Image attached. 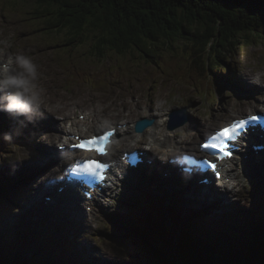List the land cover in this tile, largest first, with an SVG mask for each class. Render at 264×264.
I'll return each instance as SVG.
<instances>
[{
	"label": "trees",
	"instance_id": "trees-1",
	"mask_svg": "<svg viewBox=\"0 0 264 264\" xmlns=\"http://www.w3.org/2000/svg\"><path fill=\"white\" fill-rule=\"evenodd\" d=\"M30 1L31 18L43 19L39 24L43 33L51 38L62 34L61 47L67 49L73 57L79 45L85 46V53L97 62L105 60L102 64L112 57L132 60L135 58L133 54H136L137 66L140 64L137 61L150 65L157 63L161 57L178 54V50L184 48L181 53L185 52L193 73L203 79L209 70L220 80L224 69L231 68L229 61L235 59L240 43L264 44V0ZM26 2L30 3L26 0H14L10 3L11 8L19 9L24 7V3L27 6ZM35 30L40 31L39 28ZM68 76L70 79L75 76L73 63ZM2 149L1 146L0 151ZM7 198L8 196L0 198V231L3 229V234L0 233V264H23L32 237L21 228L15 233L10 231L11 226L7 224L12 220L9 215L13 202L7 204ZM175 216V227L179 229L183 239L181 259L177 263L166 262L170 258L161 257V253H158L148 238L137 242L138 251L132 248L143 257L145 264H207L206 259L204 263L185 244L188 237H202L207 232H211L208 236H213L207 241L210 250L207 249L205 255L209 257L212 253L208 264H264V226L259 225L258 220L249 219L245 225L241 224V232L238 230L240 237L235 234L236 239L239 238L237 240L240 247L231 243L225 248L217 244V247L211 249L210 244L217 239L216 232L219 228L213 232L211 225L206 226L197 220L189 222L182 219L180 213ZM152 228L157 236H161L153 226ZM227 228L229 227L222 230ZM196 229L202 231L196 232ZM6 230L8 232L5 234ZM45 233L46 230H42L40 237ZM162 237L167 238V234ZM75 238L78 239L77 236ZM46 239L62 247L61 241L53 242L54 235ZM70 242L71 246L68 242L64 245L67 248L65 253L58 250L52 252L50 264H82L79 252V259L72 255L76 242L73 239ZM127 243L134 246L131 240ZM164 255L169 256L168 252ZM29 262L45 264L37 258Z\"/></svg>",
	"mask_w": 264,
	"mask_h": 264
},
{
	"label": "rangeland",
	"instance_id": "rangeland-1",
	"mask_svg": "<svg viewBox=\"0 0 264 264\" xmlns=\"http://www.w3.org/2000/svg\"><path fill=\"white\" fill-rule=\"evenodd\" d=\"M12 1L14 0H0V39L9 41L10 47L8 51L11 54L15 53V55L28 56L32 60V62L36 65V69H39V72H41L37 73V77L39 79L47 80L51 87V91H53L52 88L57 89V91L54 92H51L49 89L42 90L41 95L43 103L50 107L62 108V111L65 112L66 115L72 113H75V115H77L80 113L90 112L94 114L95 111L92 112V110L100 108L101 110H104L103 115L109 116L112 122H118L116 118H121L124 116H127V119L125 120H128L129 117L130 119H133L136 116H140L141 114L140 110L137 109L134 105L138 106L142 101L138 100L135 104L131 103L134 102V96L139 95L140 99H144V102L152 101L151 103H148V109L152 108L154 110V113L158 108L161 109L163 107L162 105H157L154 101H156L158 98L159 102L164 103V99H166L167 103H169L170 105H184L185 103H188L189 114L195 120H206L209 123L216 118L223 117L226 109L230 115H244L248 112L258 109L264 101L263 95L247 96L249 94H247L240 85L239 86L241 87V89L238 90V92L240 94H244H236V91L233 89V87H231L230 85H225V87L222 89V92L216 93V97H213V99L211 97H208L206 100H201L196 94H194V92H197L198 90L202 92L204 87L202 78L198 77V75H195L194 78L200 80V82L198 84V87L194 91L184 87L182 85L183 82L180 83L177 80L171 78L169 75H160L158 77L152 78V66H146L143 61H137L138 63H140L137 66L135 63L137 58L136 54H133L135 58H133L132 60H124L112 57L104 64H101L100 61L97 62L94 58L85 53V46L79 45V48L76 49V53L73 57L71 54H69V52H67V49L63 47H56V43L63 36L62 34H56L54 38L48 37L46 33L42 32V27L39 26L43 19L32 20V16L29 13L31 12L29 11V7H32V2L30 0H26L30 2H26L28 3V7L24 3V7H20L19 9L15 10H12L11 8L10 3H12ZM27 27L29 29L27 30L28 33H24V28L27 29ZM35 28H39L40 31L35 30ZM60 44L62 45V43ZM0 51H2V48ZM263 52L264 44H259L257 48L246 46L242 47L235 54L236 67L247 65L250 69L251 66H256L260 69V76L264 75ZM254 53L255 55H252ZM72 63L76 70H85V74L90 75L92 73L99 72L101 75H103V72H106L107 74L105 75V81L107 83L105 85H101L99 84V82L92 81L90 84L86 83L85 85H78L77 83L71 84L70 81L67 82V68L70 67ZM138 67V75L129 77L128 71H135ZM239 74L245 77V73ZM192 82V79H190L189 85H191ZM246 82L247 81L243 82L241 85H244ZM234 83L237 84L235 80ZM40 85L41 83L38 84V86ZM246 85L247 87L249 86L248 83ZM256 86L257 85L252 87L250 86L248 90L252 89L256 91L258 89L256 88ZM67 101L75 104L72 105V103H68ZM126 107H128V109H125ZM220 107H222V110L217 111L218 109H220ZM98 117H102V115L96 114L95 118L97 119ZM109 117L101 118V122H105L109 119ZM92 120L93 118H91L89 124L87 123L88 126L91 123H95L94 120L93 122ZM44 122L48 124L51 123L50 120L46 119L44 120ZM44 122L38 119L35 123L25 128V130H19L20 136L18 138H15L14 142L10 145V152H1L0 173L7 174V176L11 178V187L18 184L13 179L14 173L10 171V167H12V165L16 166L14 157L17 155H23L25 153H31V146L34 143H41L40 140L37 141L38 136L36 132L39 129H46ZM211 123V126H214L215 121H212ZM179 130L176 132L177 135L178 132H180ZM134 137L135 136L127 137L128 139L130 138V141L127 139H123L120 147L122 149H127L128 147H134L137 144H140L141 141L137 142L132 140ZM144 141H148V139ZM53 146H55V144H53ZM115 153L116 155L118 154V152ZM25 160L22 163H24ZM2 163L8 164L9 166L6 168ZM22 163H19L18 165H21ZM58 166L60 167V164ZM25 168H32V166L25 165L23 169ZM42 171L43 170L38 171L36 170V168L34 170L25 169L23 175L20 173L15 175H22L23 178L19 184V186L21 187L20 192H22L21 196H25V191L27 190L29 191L28 196L30 198L33 197V194L35 193L36 182H40L41 174L43 173ZM239 174L241 176L240 179L243 180L242 184L249 187L245 189L243 193V186H238L235 188V190L232 191V194H234L232 196V198L234 199L233 209L237 207V209L241 208L239 212L240 214L232 212V215H230L229 213L230 217L228 219H225L227 221H224V218L226 217L224 215L227 214L229 209L227 210L224 206H215L211 208L209 206L210 204H208L207 202L198 201L199 205H196V208L200 213L207 212L209 214H213L209 216L210 222H219L220 224H224L225 222L231 220L230 225L236 227L238 223L242 224L245 221L246 216L251 215L253 218L256 217L257 205L252 202V199L250 197V191L253 185L250 187L248 184V180L245 178L243 173L239 172ZM29 185L33 186L31 187ZM172 185L173 183L171 182L163 183V186L168 189L171 188ZM237 185L238 183L236 181L235 186ZM21 196H19V198ZM13 197L14 194H12L6 200H9V202L15 201ZM177 197L179 200L185 198L182 196ZM37 199L38 197L30 202L22 201L20 202V204L14 205V207L10 206L12 211L16 209V211L12 212L14 217L34 218V215L31 212H27V210H31L35 207L36 204H38ZM118 200H120L122 203H125L124 199L122 200L118 198ZM9 202L7 204H9ZM170 205L172 207H177V205L173 202H170ZM108 207L109 205H106L103 208ZM116 209L117 207L115 202L106 211H104L105 213H94L95 216H99L98 222H96V220L92 221L91 216L85 217L86 220L83 221L84 228L80 229L78 232L79 236L82 238L80 241V249L85 250V252L87 253L86 256L89 257L92 264H143L139 259V255L131 251L124 243V241L128 237L138 235L136 232L127 229L128 226L124 225V223L127 222V215L122 217V219H124L123 222H119L115 218H112L111 220H108L106 222L104 218L105 214L114 212ZM80 211L84 213V210L82 208L80 209ZM221 214L223 216L221 218L218 217ZM120 215L122 214L120 213ZM135 216L147 217V214L146 212L139 213L135 211L134 218ZM43 219L46 221L45 217ZM17 221L18 219L11 221L10 223H8V226L17 225ZM53 221L54 220H48V222ZM60 225H63V223ZM85 225H87L88 227L87 233H85ZM224 226L227 225H221L218 230L225 229ZM48 227L53 229L52 235H55L60 239L64 238V234L69 233V230L66 228H64L66 230L65 232L63 230L59 231V229L54 225H50ZM237 228L240 229L241 225H238ZM101 229L109 232L107 233L109 234V238H105L104 240L98 239L96 231ZM13 230L14 229H11L10 231L14 232ZM6 232H8V230H6L5 233ZM83 233L85 234V237ZM118 239L120 241L115 242ZM173 241L174 238H171L168 239L164 244L157 243L155 245V249L163 255L165 252H168V254H172L173 251L170 248L169 244H172ZM52 249L53 245L50 241L42 244L34 243L32 248L27 252L32 253L27 254L25 258L28 262L30 258L35 259L36 257L34 254H37L38 260L42 262L41 258L43 254H45L47 250ZM94 254H96L98 259H96V257H93ZM131 258H136V260H132ZM30 263L31 262H29L28 264ZM31 264L36 263L34 262Z\"/></svg>",
	"mask_w": 264,
	"mask_h": 264
},
{
	"label": "bare ground",
	"instance_id": "bare-ground-1",
	"mask_svg": "<svg viewBox=\"0 0 264 264\" xmlns=\"http://www.w3.org/2000/svg\"><path fill=\"white\" fill-rule=\"evenodd\" d=\"M3 61V60H2ZM247 82L244 84V86H246L247 87ZM44 104V103H43ZM46 105V104H45ZM48 106V105H47ZM48 108L50 109V111H48V112H46L45 113V117L42 119V121L44 122V120L46 119V120H50L51 121V123L50 124H48V126H47V129H42L41 131H40V135L39 134H37V136H38V138L40 137V140L42 139V140H45V141H51V140H53V138L55 137V134L56 133H59V131H63L64 130V128H63V126L61 125V124H56L55 123V118L56 117H59L60 119H59V121L61 120V119H64L65 120V118H67V117H64L63 116V109L62 108H58V107H50V106H48ZM65 110V109H64ZM67 110H70V109H67ZM72 110V109H71ZM157 115V117H158V123L161 125V127H160V125L159 124H157L156 123V119H155V123H154V125L148 130V131H146V132H144L143 134H138V135H136V134H134L133 132H132V126L130 127V128H127L126 129V132L127 133H124V132H122V131H119L118 132V136H119V138H118V140L116 141V143L111 147V150H110V156L111 157H115V158H118V157H120L125 151H130V150H135L137 147H138V145L139 144H137L136 146H134V147H128V146H126V147H128L127 149H122L120 146H121V143L123 142V139H125V138H127V137H130V136H135L134 138H133V141H137V142H139V141H144V140H146V139H148V141H149V145L151 144V142H152V137L150 136V134H152L153 133V129H154V127H156V131H154V136H158L159 138H160V140H161V142H160V145L161 146H163V147H176V148H180L181 147V145L183 144V141H182V138L181 137H179L177 134H176V132L178 131V130H174V131H170L168 128H167V126H166V119H167V113H164L163 112V109L161 108V109H157L156 110V112L153 114H151L150 116H153V115ZM85 115V120L81 123V122H79V121H76V119H74L73 117L72 118H69V119H71L73 122H76L77 123V128H76V131L75 132H77L76 134L77 135H79V133H84L85 132V134L86 133H89V134H87L86 136H85V139H88V138H90V136H91V133H93V132H90V130H89V127L87 128V123L89 124V122L91 121V118H93L92 117V113L90 112V113H86V114H84ZM50 117V118H49ZM70 117V116H69ZM9 119H11V120H9ZM124 119H127L126 118V116H124ZM7 120V124L5 125V128L3 129V132H6L9 128H17V124H16V126L15 127H13V126H10L11 125V123L14 121V119L12 118V117H9L8 119H6ZM128 120H130V117H129V119ZM92 122H93V120H92ZM130 121H127V123L125 124V127H127L128 126V123H129ZM46 123V122H45ZM85 125V127L87 128L85 131H81V130H79V126H84ZM98 128H102V127H98ZM188 129V127L187 126H185V127H183L182 129H180L179 131H185V130H187ZM71 134V133H70ZM36 145H39V144H36ZM59 145H62L61 143H59ZM40 150V152H43V151H45V150H47L46 148H44V149H39ZM54 152V156L55 157H57L58 156V152L57 151H53ZM115 152H118V154L116 155V153ZM113 153H115V156H113L112 154ZM57 154V155H56ZM262 154V159H263V161H264V152L263 153H261ZM52 156H53V154H52ZM50 155H47V156H44V157H38V165L36 166V167H38V168H36V170H38V171H41V170H43L42 172H43V174L41 175V180H40V182L43 180V177L46 179V177H54V172H50L51 171V168L50 169H48V167H49V165H50V162L52 163V161L50 160ZM54 157V158H55ZM240 159L241 160H243L244 161V165L249 169V171H250V173H255V174H257V170H258V165L260 164V162H259V160H257V161H254L253 159H246L245 157H240ZM33 160H35V157H33ZM248 160H251L254 164H250L249 162H248ZM73 164H75V162H73L72 161V164L71 163H67V169L70 171V172H72L73 173V168H75V166H73ZM152 168H151V175H153V177H151L150 176V169L148 168V169H145V171L143 172V179L144 180H150V179H152V181H154L155 182V171H156V165L152 162ZM58 168H60L61 167V165H60V167L59 166H57ZM141 168H145L144 166H141ZM41 169V170H40ZM149 176H150V178H149ZM21 178H22V175H21ZM39 178H40V176H39ZM149 178V179H148ZM59 179V178H58ZM58 179H54V181H58ZM22 180H20V182H21ZM133 181H134V184H137L136 183V179L135 178H133ZM40 182H36V185H35V191L37 190V188L38 187H40ZM148 183H151V182H148ZM236 183V182H235ZM235 183H234V185H235ZM10 184H11V182H10ZM56 184H54V185H48V187H50V188H55V191L58 189L56 186H55ZM16 189V187L14 188V189H12V190H15ZM49 190H51V189H49ZM202 190V188H200V191ZM64 191H65V189H64ZM64 191H62L60 194H57V195H51V193H47L46 194V196H44L43 197V195H45V193L43 194L42 192L40 193L41 194V197H43L42 198V201L43 202H45V206H50L51 205V202L54 200V198L52 197V196H55V204L56 205H63L64 203H65V205H67L68 206V209L69 210H72V207H73V214L75 215V216H77V218H78V220L80 221V222H83V221H85L86 220V206H88V205H86L85 206V203H84V201H85V198H84V196H81V194L79 193L78 194V192H77V190H71V191H73V193L76 195L75 196V198L73 199V197H70V195H69V193H65ZM218 190L216 189V192H210V190H209V188H207V189H205V190H203V191H201V193L202 194H200V195H203V197H205V198H208L209 199V202H212L209 206L212 208V207H215L216 205L217 206H220V202H218L217 201V199L218 200H220L222 203L224 202V200H225V197L224 196H233V194H232V192L228 189V188H224V192H217ZM157 193H159L158 191H156ZM141 193L143 194V192L141 191ZM43 194V195H42ZM0 197H1V192H0ZM3 197V196H2ZM47 197H50V199L48 200V198ZM77 197H78V199H77ZM196 198V197H195ZM48 200V201H47ZM71 201L70 203H68V201ZM196 200H199V198H196ZM95 201H98L97 199H95ZM226 202H227V200H225ZM214 202V203H213ZM216 202H218V203H216ZM76 203V204H75ZM227 204H228V202H227ZM107 204H105V203H103L102 204V207H105ZM224 205H226V204H224L223 203V206ZM89 206H92V204L90 203L89 204ZM82 208L83 210H84V213H82L81 211H80V209ZM220 209V208H219ZM212 210H216V209H212ZM45 213L48 215V212H46L45 211ZM153 213H154V211H153ZM221 213V212H220ZM154 215V214H153ZM209 215H213V214H209ZM232 215V214H231ZM92 216V218H95V215H91ZM221 216H223L222 214L220 215V216H218V217H220L221 218ZM137 218H139V217H137ZM225 219H226V217H225ZM224 222V221H223ZM230 222H231V220L230 221H228L227 223H225V225H227V226H224V227H230ZM241 225V224H240ZM81 228H79V230H80ZM79 230H76V232L78 233L79 232ZM242 230V229H241ZM241 230H240V232H241ZM78 236H79V234H78ZM32 258H30L29 259V261L31 260ZM27 264H28V262H27Z\"/></svg>",
	"mask_w": 264,
	"mask_h": 264
},
{
	"label": "clouds",
	"instance_id": "clouds-1",
	"mask_svg": "<svg viewBox=\"0 0 264 264\" xmlns=\"http://www.w3.org/2000/svg\"><path fill=\"white\" fill-rule=\"evenodd\" d=\"M37 79L36 65L28 56H8L0 61V113H6L16 120L17 130L0 134V140L6 144H12L14 138L20 135V131L27 124H33L37 119H43L45 113L50 111L43 104L41 90L35 81ZM249 82L264 87L259 75L249 78ZM51 145L52 142L45 141ZM29 158V154L14 157L15 164L22 163ZM17 170L12 167V172Z\"/></svg>",
	"mask_w": 264,
	"mask_h": 264
},
{
	"label": "snow or ice",
	"instance_id": "snow-or-ice-1",
	"mask_svg": "<svg viewBox=\"0 0 264 264\" xmlns=\"http://www.w3.org/2000/svg\"><path fill=\"white\" fill-rule=\"evenodd\" d=\"M261 119L257 115L249 116L245 119L233 122L229 127L222 129L210 138L209 142H206L201 147L209 148L222 154L218 158L231 157V152L226 150V141L234 140L242 131L246 130V127L253 121ZM110 134H105L99 137H93L90 140L81 141L76 147H80L86 150H95L99 155H106L107 143ZM203 163L209 164L210 162L204 161ZM214 170L216 165H210ZM107 165L100 161H88L78 164L76 168L73 169L74 172L79 174L88 175L94 177L100 181L104 179V173ZM218 175V174H217Z\"/></svg>",
	"mask_w": 264,
	"mask_h": 264
},
{
	"label": "water",
	"instance_id": "water-1",
	"mask_svg": "<svg viewBox=\"0 0 264 264\" xmlns=\"http://www.w3.org/2000/svg\"><path fill=\"white\" fill-rule=\"evenodd\" d=\"M24 33H28L27 32V30H29L28 29V27H27V29L26 28H24ZM0 45L2 46V48H9L10 47V43H9V41L8 40H3V39H0ZM42 76V75H41ZM35 83H36V85H37V87H38V89L39 90H45V89H49L50 91H51V87H50V85H49V82L47 81V80H43V79H39L38 77H37V79H36V81H35ZM39 83H41V85L40 86H38V84Z\"/></svg>",
	"mask_w": 264,
	"mask_h": 264
}]
</instances>
